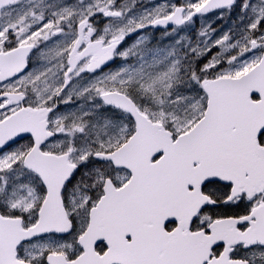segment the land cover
Returning <instances> with one entry per match:
<instances>
[{"label":"snow or ice","instance_id":"1","mask_svg":"<svg viewBox=\"0 0 264 264\" xmlns=\"http://www.w3.org/2000/svg\"><path fill=\"white\" fill-rule=\"evenodd\" d=\"M0 264H264V0H0Z\"/></svg>","mask_w":264,"mask_h":264}]
</instances>
